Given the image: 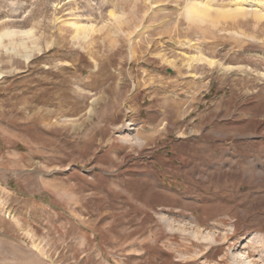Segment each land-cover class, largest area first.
<instances>
[{
	"label": "rangeland",
	"instance_id": "obj_1",
	"mask_svg": "<svg viewBox=\"0 0 264 264\" xmlns=\"http://www.w3.org/2000/svg\"><path fill=\"white\" fill-rule=\"evenodd\" d=\"M0 264H264V0H0Z\"/></svg>",
	"mask_w": 264,
	"mask_h": 264
}]
</instances>
